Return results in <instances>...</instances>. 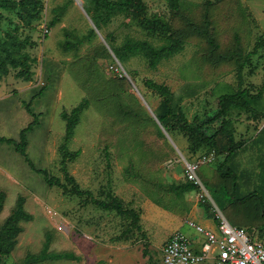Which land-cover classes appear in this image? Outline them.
<instances>
[{
  "label": "rangeland",
  "instance_id": "obj_1",
  "mask_svg": "<svg viewBox=\"0 0 264 264\" xmlns=\"http://www.w3.org/2000/svg\"><path fill=\"white\" fill-rule=\"evenodd\" d=\"M144 1L149 16L171 23L183 38L182 50L156 68L143 53L127 61L116 55L115 45L129 39L156 46L167 42L166 34L143 29L134 17L117 13L100 29L84 10L94 7L95 0H43L42 19L26 26L19 0H0V35L16 30L22 39L29 36L34 43L25 50L36 58L31 80L18 77L11 66L1 80L0 135L15 142L0 143V191L6 193L0 227L21 195L33 218L20 222L23 230L16 246L0 264H22L47 241L50 251H71L79 258L33 264H162L163 247L174 232L201 237L187 222L197 207L201 220L223 214L251 236L264 229V46L251 55L264 38V0H182L177 13L168 0ZM59 13L61 18L51 24ZM249 52L241 86L239 69L250 59ZM148 80L168 85L174 104L191 122L216 113L223 94L241 87L257 94L245 97L250 111L234 107L230 113L236 150L228 162L222 135L210 161L202 156L213 151H193L190 137L179 131L171 134L178 150L155 117L162 97ZM84 97L89 104L69 145L81 154L69 164L70 172L96 197L118 195L126 207L140 212L142 230L134 238L115 239L130 219L65 194L45 178L47 171L64 180L60 146L66 120L61 113ZM30 124L24 154L16 145ZM198 160L200 188L182 196L170 191L172 184L190 179L186 163ZM220 166L232 172L224 176Z\"/></svg>",
  "mask_w": 264,
  "mask_h": 264
},
{
  "label": "trees",
  "instance_id": "obj_2",
  "mask_svg": "<svg viewBox=\"0 0 264 264\" xmlns=\"http://www.w3.org/2000/svg\"><path fill=\"white\" fill-rule=\"evenodd\" d=\"M168 1L171 11L173 13L179 12L182 0ZM17 4H19V16L21 17L23 25L31 26L35 21L42 19L43 0H19ZM94 4V7H87L86 10L100 29L103 27V22L111 19L113 15L123 13L129 17H134L143 29L150 32H161L167 35V42L160 46H156L145 39H129L122 46L115 45L116 55L121 61H127L128 57L143 53L148 57L149 65L152 68H156L163 59L170 58L182 50L184 45L183 38L175 32L171 23L158 17L149 16L147 14V5L144 0H95ZM60 18L61 14L59 13L58 16L53 19L51 24H55ZM18 27L19 26L17 25L16 28ZM204 34L209 35V31L204 30ZM209 40L212 42L214 40L213 36L209 35ZM258 42L259 44L257 48L253 50L251 55L257 52L259 47L264 46V38L258 39ZM33 43L34 41H32L29 36L22 39L16 30H8L5 35H0V88L1 80L4 76L9 74L10 66L17 70L18 77L26 80H31L33 78V62L36 61V58L31 56L28 51L25 50ZM250 53L251 52H249L247 56L250 57ZM249 61L251 62V57L250 59L247 57V59L240 65L239 79L241 86L243 81L242 70ZM122 76L123 77L121 78L126 79V76ZM147 84L162 97L160 114L156 115L170 134H173L174 136L175 132L179 131L189 136L194 148L193 151H199L202 150V148L207 149V151H216L219 147L217 138L219 135H222L227 141L225 146H227L228 153L225 162L229 161L236 150V134L233 128V123L230 119V113L234 107H240L250 111V103L245 97L247 95L257 96V94H252L251 88L241 87V90L236 93L221 95L218 100L216 113L212 116H208L206 119H197L196 121L191 122L184 109L181 107L177 108L174 104V93L168 85L158 83L154 80H148ZM261 90V92L264 91V86ZM261 92L259 94H261ZM88 104V98L84 97L78 105L72 108L71 111H63L61 113L62 118L66 120L65 140L60 146L61 169L64 172V180H61L60 177L49 175L47 171L44 172L45 178L52 186H60L65 194L80 196V199L82 200H90L100 208L116 211L126 219H130V223L127 224L126 229L118 234L115 239H131L137 235L136 231L142 230L140 212L134 208L126 207L124 200L118 195L110 193L106 198L96 197L90 188H85L80 184L76 176H74L69 169V164L75 161L81 154L80 150H70L69 145ZM28 108H31V104H28ZM215 123H219L218 126H216ZM32 124L23 129L21 140L16 145V149L24 154H26L28 145L26 130H28ZM211 129L212 131H210ZM5 141L13 143L15 142V139L0 135V143ZM33 167L35 168V166ZM219 170L220 172H223L222 166H220ZM39 171L42 172V170ZM230 172H232V169L223 172L224 176H227ZM197 188H200V184L189 179L183 183L172 184L169 187V190L176 193L178 196H182ZM245 200L246 198H243L240 201L245 202ZM5 201L6 193L0 191V215L4 208ZM25 202L26 197L21 195L18 199L17 207L11 212L0 227V261L6 259L12 254L17 239L23 230L20 222L22 220H30L33 218V215L26 210ZM215 220L217 221V217H215ZM263 233L264 229H261L260 234L262 235ZM49 248L50 243L47 241L45 247L40 253H29L22 264H33L49 259L79 258L74 252H56L50 251Z\"/></svg>",
  "mask_w": 264,
  "mask_h": 264
},
{
  "label": "built area",
  "instance_id": "obj_3",
  "mask_svg": "<svg viewBox=\"0 0 264 264\" xmlns=\"http://www.w3.org/2000/svg\"><path fill=\"white\" fill-rule=\"evenodd\" d=\"M215 155L204 154L203 161ZM200 160L188 161L190 179L202 184L197 174ZM215 226L205 225L195 218L188 224L201 234L199 246L183 231H176L163 247L162 264H194L213 260L214 264H264V233L251 236L243 227L233 225L223 214H217Z\"/></svg>",
  "mask_w": 264,
  "mask_h": 264
},
{
  "label": "crops",
  "instance_id": "obj_4",
  "mask_svg": "<svg viewBox=\"0 0 264 264\" xmlns=\"http://www.w3.org/2000/svg\"><path fill=\"white\" fill-rule=\"evenodd\" d=\"M199 213H200V210H199V207L197 208H194L192 211H190V216H193V217H190V218H195L197 219L198 221H200L201 223L205 224V225H208V226H215V219L213 220H207V219H199ZM181 231V230H180ZM192 239V238H191ZM196 243H195V246H199L200 245V242H201V238H197V239H193Z\"/></svg>",
  "mask_w": 264,
  "mask_h": 264
},
{
  "label": "water",
  "instance_id": "obj_5",
  "mask_svg": "<svg viewBox=\"0 0 264 264\" xmlns=\"http://www.w3.org/2000/svg\"><path fill=\"white\" fill-rule=\"evenodd\" d=\"M84 10H85L86 13L89 15V13H88V11L86 10V8H84ZM89 16H90V15H89ZM96 26H97V25H96ZM133 84H134V86L136 87V84H135V83H133ZM155 117L157 118V120H158L159 122H161V121L159 120V118H158L156 115H155ZM163 129H164L166 135L168 136V138L171 140V142L177 147V145H176V143H175L173 137H172L171 134L167 131V129L165 128L164 125H163ZM177 148H178V147H177ZM178 150H180V149L178 148Z\"/></svg>",
  "mask_w": 264,
  "mask_h": 264
}]
</instances>
